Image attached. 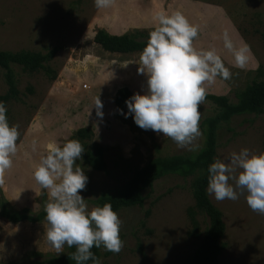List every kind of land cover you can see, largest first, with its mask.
Here are the masks:
<instances>
[{
	"label": "rangeland",
	"instance_id": "374dc122",
	"mask_svg": "<svg viewBox=\"0 0 264 264\" xmlns=\"http://www.w3.org/2000/svg\"><path fill=\"white\" fill-rule=\"evenodd\" d=\"M161 11L180 12L198 25L195 47L216 48L229 69L230 78L217 77L207 93L226 95L234 103L233 91L253 78L258 67L264 70V0H114L107 9H97L93 0H0V51L56 50L48 62L56 72L54 79L39 68L11 65L17 96L5 105L8 122L17 126L19 136L12 166L0 173V199L9 207L33 212L41 208V192L46 200L48 193L35 182L33 170L50 142L62 145L81 127L93 133L90 140H78L84 151L97 143L106 162L104 171L90 168L83 159L77 162L88 178L80 192L88 209L96 207L93 200L99 193H117L132 170L144 166L150 157L194 154L178 149L162 133L141 129L131 114L126 117L115 106L119 87L127 86L132 92L145 88V77L132 62L140 52H109L93 42L100 28L117 35L149 34L154 16ZM224 32L236 46H248L244 68L234 67L231 53L223 49ZM83 83L87 88H82ZM7 88L5 70L0 67V95ZM198 110L204 145L202 121L218 110L207 100ZM242 147L264 151L263 113L233 115L219 122L215 158ZM199 174L162 176L142 190V205L117 210L123 246L118 253L98 248L101 264H192L207 227V218L194 207ZM208 197L225 224V247L217 264H264V215L248 207L243 193L234 201ZM46 230V221L13 223L0 217V264L42 262L41 256L31 252L57 254L46 241Z\"/></svg>",
	"mask_w": 264,
	"mask_h": 264
},
{
	"label": "clouds",
	"instance_id": "9594fccd",
	"mask_svg": "<svg viewBox=\"0 0 264 264\" xmlns=\"http://www.w3.org/2000/svg\"><path fill=\"white\" fill-rule=\"evenodd\" d=\"M113 2L93 0L97 9H107ZM153 25L138 60L132 61L145 77V88L125 100L124 115L131 114L141 129L170 138L178 149L198 154L203 148L198 106L205 100L207 86L217 77L230 78L231 73L216 48L195 47L199 26L182 13L158 12ZM222 41L223 49L232 55L233 66L244 68L248 46H236L227 32L222 34ZM6 112L5 103L0 101V173L12 166L19 136ZM32 146L35 150V140ZM83 152L84 146L75 139L62 145L50 142L33 170V178L48 193L44 219L49 246L57 254L64 252L65 246H75V251L67 254L75 264L89 260L91 264H101L91 249L102 247L118 253L123 246L121 221L109 203L88 209L80 194L88 178L76 166ZM206 181L205 191L216 201H234L243 193L248 207L264 215V151L252 152L242 147L223 158H214L207 166Z\"/></svg>",
	"mask_w": 264,
	"mask_h": 264
},
{
	"label": "trees",
	"instance_id": "16d2710c",
	"mask_svg": "<svg viewBox=\"0 0 264 264\" xmlns=\"http://www.w3.org/2000/svg\"><path fill=\"white\" fill-rule=\"evenodd\" d=\"M148 36L149 34L139 31L117 35L108 33L100 28L95 32L93 42L98 44L103 50L109 52H141ZM55 51V48H51L45 53L27 50L18 52L0 51V67L5 70V80L8 85L7 91L0 95V101L6 104L7 101L17 96L14 73L11 68L12 64H17L24 69H42L50 79H54L56 72L50 68L48 62L53 57ZM254 73V77L249 79L243 87L233 91V95L236 98V102L234 103L229 102L226 95L207 93L205 100L212 102L218 113L213 117H206L202 121V124L205 126V141L202 150L198 154L150 157L144 166L140 168L135 167L132 170L131 176L117 193L102 192L95 196L93 200L95 205L102 206L104 203H109L115 212L124 207L140 206L143 202L142 190L150 187L158 178L167 174L186 177L196 171H200L193 190L194 207L207 218V227L194 252L192 264H217V258L225 247L222 241L225 224L222 220L221 211L213 205L205 191L207 184L206 169L215 158L216 130L220 121H227L231 116L243 113L264 114V70L258 67ZM132 94L133 92L129 87H119L114 95L115 106L119 110L127 112L125 100ZM92 134L89 128L81 127L70 136L69 140H90ZM82 159L84 164L94 170L104 171L106 169L103 148L97 143L93 142L89 145L88 149L82 154ZM46 202L44 193L41 192V208L33 212L29 209L14 210L1 198L0 217L13 223L20 221L32 223L46 221L44 219V206ZM190 213L192 215V222L195 223L193 210ZM74 251L75 246L72 248L66 247V250L60 254H41L36 252H31V254L42 257V262H36V264H75L71 256L67 255ZM91 251L98 257V248L94 246ZM85 264H91V260L85 262Z\"/></svg>",
	"mask_w": 264,
	"mask_h": 264
},
{
	"label": "built area",
	"instance_id": "2783aa9c",
	"mask_svg": "<svg viewBox=\"0 0 264 264\" xmlns=\"http://www.w3.org/2000/svg\"><path fill=\"white\" fill-rule=\"evenodd\" d=\"M82 88H87V84L83 83Z\"/></svg>",
	"mask_w": 264,
	"mask_h": 264
}]
</instances>
